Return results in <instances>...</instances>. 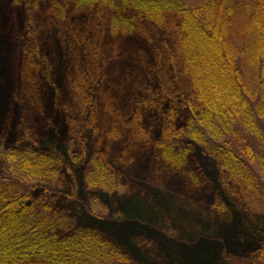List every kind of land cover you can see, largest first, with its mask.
Returning <instances> with one entry per match:
<instances>
[{
    "label": "rangeland",
    "instance_id": "rangeland-1",
    "mask_svg": "<svg viewBox=\"0 0 264 264\" xmlns=\"http://www.w3.org/2000/svg\"><path fill=\"white\" fill-rule=\"evenodd\" d=\"M50 1L0 0V148L32 143L57 152L66 166L52 200L76 226L121 245L124 264H226L259 247L264 202L238 196L216 160L186 138V166L164 160L160 144L176 108L158 98L141 106L149 95L140 32L100 28L73 2ZM101 166L115 183L110 174V185L93 180Z\"/></svg>",
    "mask_w": 264,
    "mask_h": 264
},
{
    "label": "trees",
    "instance_id": "trees-1",
    "mask_svg": "<svg viewBox=\"0 0 264 264\" xmlns=\"http://www.w3.org/2000/svg\"><path fill=\"white\" fill-rule=\"evenodd\" d=\"M69 1L91 13L100 28L140 32L146 51L140 62L143 88L149 95L141 106L153 108L158 98L170 99L176 108L160 144L166 163L186 166V138L216 160L238 196L251 205L264 202V0ZM27 30L35 34L31 22ZM28 75L26 70L30 81ZM87 103L86 97L79 104L83 114ZM181 115L185 125L177 130ZM0 155L7 164L0 169V264L128 262L121 245L76 226L57 208L53 183L66 166L57 152L31 143L1 147ZM99 171L93 180L116 182L106 167ZM107 174L112 182L105 181ZM34 195L38 198L28 204ZM226 264H264V238L245 257L228 255Z\"/></svg>",
    "mask_w": 264,
    "mask_h": 264
},
{
    "label": "water",
    "instance_id": "water-1",
    "mask_svg": "<svg viewBox=\"0 0 264 264\" xmlns=\"http://www.w3.org/2000/svg\"><path fill=\"white\" fill-rule=\"evenodd\" d=\"M31 203V201H28V204H30Z\"/></svg>",
    "mask_w": 264,
    "mask_h": 264
}]
</instances>
